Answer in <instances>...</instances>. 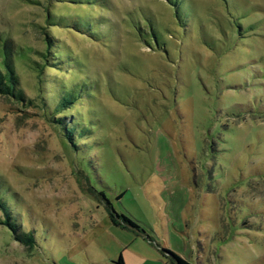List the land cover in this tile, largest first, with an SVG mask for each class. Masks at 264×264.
<instances>
[{"label": "rangeland", "instance_id": "1", "mask_svg": "<svg viewBox=\"0 0 264 264\" xmlns=\"http://www.w3.org/2000/svg\"><path fill=\"white\" fill-rule=\"evenodd\" d=\"M3 41L0 264H264V0H0Z\"/></svg>", "mask_w": 264, "mask_h": 264}, {"label": "trees", "instance_id": "2", "mask_svg": "<svg viewBox=\"0 0 264 264\" xmlns=\"http://www.w3.org/2000/svg\"><path fill=\"white\" fill-rule=\"evenodd\" d=\"M51 50V40L49 37H45V53L42 56L44 61H47L48 55ZM21 50L17 53H13V47L10 42L3 41L0 46V96L6 98L8 100L13 101L17 106L27 107L30 104V100H28L23 93V91L19 87V79L16 73V69L14 66V58L20 57ZM23 56V55H22ZM53 60V59H51ZM60 100L56 103V111L61 112L68 108V106L75 101V97L71 94V92H64L60 98ZM0 210L4 214V221L0 220V225L7 226L11 232L15 233V227L11 223L10 216L2 202H0ZM116 218H120L124 223L129 226H132V223L123 216H115ZM111 222L117 226L118 224L111 218ZM164 254L170 259L172 264H189L179 256L170 253L169 251L162 250ZM118 264H123L122 258L119 257Z\"/></svg>", "mask_w": 264, "mask_h": 264}, {"label": "crops", "instance_id": "3", "mask_svg": "<svg viewBox=\"0 0 264 264\" xmlns=\"http://www.w3.org/2000/svg\"><path fill=\"white\" fill-rule=\"evenodd\" d=\"M121 258H122L123 264H126V259H124L123 257H121Z\"/></svg>", "mask_w": 264, "mask_h": 264}]
</instances>
